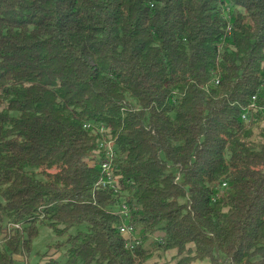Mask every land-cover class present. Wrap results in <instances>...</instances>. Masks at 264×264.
Instances as JSON below:
<instances>
[{"label": "trees", "instance_id": "16d2710c", "mask_svg": "<svg viewBox=\"0 0 264 264\" xmlns=\"http://www.w3.org/2000/svg\"><path fill=\"white\" fill-rule=\"evenodd\" d=\"M40 224L44 264H264V0H0V264Z\"/></svg>", "mask_w": 264, "mask_h": 264}, {"label": "rangeland", "instance_id": "374dc122", "mask_svg": "<svg viewBox=\"0 0 264 264\" xmlns=\"http://www.w3.org/2000/svg\"><path fill=\"white\" fill-rule=\"evenodd\" d=\"M77 228H74L71 231V234L76 233ZM67 237H58L54 231L48 226V224H40L39 225V237L34 242L32 247V252L29 257H27L29 264H44L52 257L57 259L59 262H65V248L61 250H57L56 247L51 248L57 243L65 242ZM172 251V250H170ZM162 253L160 257H156L147 264H178L180 261V257L178 255H174L172 253ZM26 260V261H27ZM154 261V262H153ZM193 264H210L208 261H198Z\"/></svg>", "mask_w": 264, "mask_h": 264}, {"label": "built area", "instance_id": "2783aa9c", "mask_svg": "<svg viewBox=\"0 0 264 264\" xmlns=\"http://www.w3.org/2000/svg\"><path fill=\"white\" fill-rule=\"evenodd\" d=\"M214 83L218 85V81L215 80ZM256 102H257V96L253 98L252 104L249 106L248 110H255L256 109ZM243 119L245 121L248 120V113L243 114ZM85 128H91V125H85ZM103 133V132H102ZM99 145V151L103 153L104 160L101 164V170L103 172V178L98 183V186H104L105 188H109L113 190L115 193H118L119 188V182H118V176L114 175L113 173V166H114V159H115V148L113 145V142L107 141L106 139H102L98 143ZM116 212L121 214L124 218V224L120 227V232L126 237H132L134 234V227L132 225H129L130 222V216H129V210L125 203H122L118 209H116ZM13 228L20 229V225H14ZM13 230L8 227L6 234H4V237H10L13 232ZM136 244H139L138 240H135Z\"/></svg>", "mask_w": 264, "mask_h": 264}, {"label": "crops", "instance_id": "0c3cea01", "mask_svg": "<svg viewBox=\"0 0 264 264\" xmlns=\"http://www.w3.org/2000/svg\"><path fill=\"white\" fill-rule=\"evenodd\" d=\"M162 236V235H161ZM169 253H172V254H174L175 256L176 255H178V250L177 249H175V250H172V251H170ZM154 262V261H153ZM147 264V263H146Z\"/></svg>", "mask_w": 264, "mask_h": 264}]
</instances>
